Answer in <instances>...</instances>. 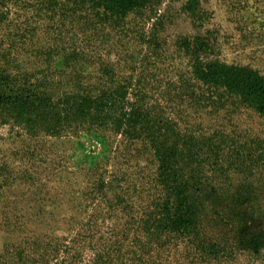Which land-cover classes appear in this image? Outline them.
<instances>
[{"label": "rangeland", "instance_id": "rangeland-1", "mask_svg": "<svg viewBox=\"0 0 264 264\" xmlns=\"http://www.w3.org/2000/svg\"><path fill=\"white\" fill-rule=\"evenodd\" d=\"M196 60L264 76V0H150L96 23L39 0H0V65L13 74L56 92L80 80L131 85L180 130L264 140V115L194 78ZM157 173L144 138L86 125L31 132L0 116V264L58 263L54 248L80 228L89 234L92 222L107 236L108 217L125 224L160 196ZM134 226L125 225L124 264H264V248L203 255L172 235L134 256ZM98 236L80 241L89 246Z\"/></svg>", "mask_w": 264, "mask_h": 264}, {"label": "trees", "instance_id": "trees-1", "mask_svg": "<svg viewBox=\"0 0 264 264\" xmlns=\"http://www.w3.org/2000/svg\"><path fill=\"white\" fill-rule=\"evenodd\" d=\"M39 1L61 13H83L96 23L117 20L150 0ZM192 75L204 85L237 94L264 115V76L257 71L196 60ZM146 98L143 89L131 85H92L81 80L56 92L0 65L2 118L31 132L58 134L86 125L144 138L158 160L160 196L125 224L108 217L107 236L96 235L99 226L95 222L92 229L87 228L89 234L81 236L82 228L75 231L76 236L54 248L63 254L55 264H124L122 255L129 253L122 252L130 234L127 223L135 225V241L129 240L136 246L127 242L134 256L163 244L169 235L183 238L203 255L228 256L235 250L257 253L263 249L264 140L247 143L219 132L197 135L180 130ZM119 225L123 228L118 230ZM96 236L89 246L80 241Z\"/></svg>", "mask_w": 264, "mask_h": 264}]
</instances>
